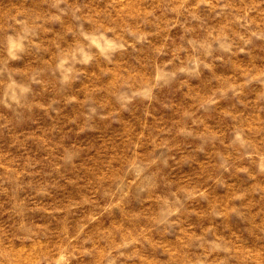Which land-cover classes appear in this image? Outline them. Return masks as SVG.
<instances>
[{
	"label": "rangeland",
	"instance_id": "obj_1",
	"mask_svg": "<svg viewBox=\"0 0 264 264\" xmlns=\"http://www.w3.org/2000/svg\"><path fill=\"white\" fill-rule=\"evenodd\" d=\"M0 264H264V0H0Z\"/></svg>",
	"mask_w": 264,
	"mask_h": 264
}]
</instances>
